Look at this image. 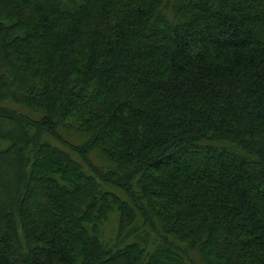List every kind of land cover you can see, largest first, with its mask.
I'll use <instances>...</instances> for the list:
<instances>
[{
	"label": "trees",
	"instance_id": "1",
	"mask_svg": "<svg viewBox=\"0 0 264 264\" xmlns=\"http://www.w3.org/2000/svg\"><path fill=\"white\" fill-rule=\"evenodd\" d=\"M0 264H264V0H0Z\"/></svg>",
	"mask_w": 264,
	"mask_h": 264
},
{
	"label": "rangeland",
	"instance_id": "2",
	"mask_svg": "<svg viewBox=\"0 0 264 264\" xmlns=\"http://www.w3.org/2000/svg\"><path fill=\"white\" fill-rule=\"evenodd\" d=\"M243 1H247V0H238V2H243ZM253 1V3L258 7L259 6V0H251ZM188 161V160H187ZM190 163L192 164V166L195 167V169L198 171V172H203L205 174H212V175H216V176H220V173L219 171L214 167V166H210V167H206L204 166L205 164L202 162L201 159H192V160H189ZM188 161V162H189ZM223 177V176H222Z\"/></svg>",
	"mask_w": 264,
	"mask_h": 264
}]
</instances>
